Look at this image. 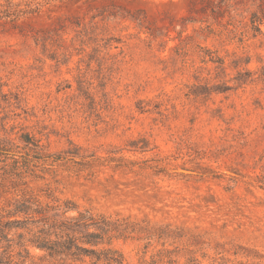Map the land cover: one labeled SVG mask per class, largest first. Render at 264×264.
<instances>
[{"label":"rangeland","instance_id":"obj_1","mask_svg":"<svg viewBox=\"0 0 264 264\" xmlns=\"http://www.w3.org/2000/svg\"><path fill=\"white\" fill-rule=\"evenodd\" d=\"M24 133L102 158L82 174L55 162L19 190L196 234L209 256L264 255V0H0V143L24 153ZM123 156L146 168L109 161ZM115 246L129 264L184 247ZM25 264L83 263L30 247Z\"/></svg>","mask_w":264,"mask_h":264},{"label":"trees","instance_id":"obj_2","mask_svg":"<svg viewBox=\"0 0 264 264\" xmlns=\"http://www.w3.org/2000/svg\"><path fill=\"white\" fill-rule=\"evenodd\" d=\"M87 36H90L88 28L83 27L79 37L84 42ZM94 38L98 40L97 37ZM210 60L219 63L220 67L225 63L215 58ZM20 140L25 144L24 153L19 145H15L10 140L0 143V163H2L0 170H3L0 172V187L8 189L4 192L12 193L4 205L0 206V264H25L30 256V247L38 248L49 256L60 257L65 261H79L83 264H129L122 251L115 246V242L141 239V237L147 240L153 238L173 240L184 245L183 248L176 246L174 249L167 247L159 249L150 259L144 255L141 264L264 263V255L258 251L251 252L241 246H233L234 248L230 249L218 246L213 247L217 251L216 255L209 256L202 251L207 242L199 240L196 234H190L186 238L180 234L179 229H173L169 225L143 224L132 220L130 216L81 208L71 199L52 198L50 193L47 194V199L51 200H45L39 194L19 190V186L27 184L25 181L27 176L40 177L39 173L51 170L55 162L67 165V169L75 174H82L86 171L91 172L93 166L102 158L85 153L72 141L69 149L56 154H47L44 153L45 146L30 133L21 134ZM139 143L140 141L132 140L129 144L130 150L145 152L148 142L143 140L144 144ZM41 160L43 165H47L39 166L37 161ZM109 161L115 162L117 168L132 171L137 167L146 168L143 166L145 161L125 156L111 157ZM55 172L56 170H53V173ZM149 244L148 242L146 248ZM181 252L187 257L184 263L177 258ZM206 259H208L207 263L204 261Z\"/></svg>","mask_w":264,"mask_h":264}]
</instances>
